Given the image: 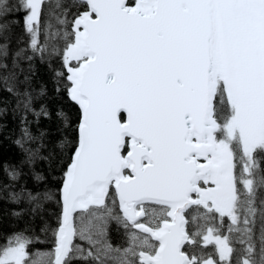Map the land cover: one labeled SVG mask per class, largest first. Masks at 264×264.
<instances>
[{
  "label": "snow or ice",
  "instance_id": "snow-or-ice-1",
  "mask_svg": "<svg viewBox=\"0 0 264 264\" xmlns=\"http://www.w3.org/2000/svg\"><path fill=\"white\" fill-rule=\"evenodd\" d=\"M9 114L0 264H264V0H0Z\"/></svg>",
  "mask_w": 264,
  "mask_h": 264
},
{
  "label": "trees",
  "instance_id": "trees-1",
  "mask_svg": "<svg viewBox=\"0 0 264 264\" xmlns=\"http://www.w3.org/2000/svg\"><path fill=\"white\" fill-rule=\"evenodd\" d=\"M17 32H20V29H17ZM47 79V75L45 69L42 67L40 68L39 74L37 76V80ZM73 110L75 106H72ZM3 124L6 127L3 128L2 132H0V161H9L14 162L20 158L19 149L13 143V139L16 135L17 123L14 118L9 114L3 120ZM26 207L24 204L21 205H10L7 202L0 201V228H3L5 231L16 228V227H23L24 224L27 222V217L24 220H16L15 218L10 216V211L12 209H19ZM56 206L54 204L50 205L49 212H55ZM112 237L114 241L119 240V236L115 231L116 226L113 225Z\"/></svg>",
  "mask_w": 264,
  "mask_h": 264
}]
</instances>
